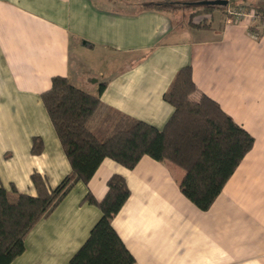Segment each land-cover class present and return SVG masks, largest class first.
<instances>
[{"label":"crops","instance_id":"0c3cea01","mask_svg":"<svg viewBox=\"0 0 264 264\" xmlns=\"http://www.w3.org/2000/svg\"><path fill=\"white\" fill-rule=\"evenodd\" d=\"M177 1L187 8L214 0ZM165 2L0 0V186L36 196L33 173L50 188L69 175L41 100L57 76L91 94L106 84L98 111L105 114L92 119L93 128L114 112L163 129L174 112L163 96L177 72L191 66L199 92L249 132L254 147L207 212L181 193L184 171L177 166L144 157L128 170L107 159L88 186L78 183L38 222L12 264H69L101 218L82 202L85 195L102 200L115 174L131 195L112 225L137 264H264V32L252 30H262L258 22L225 23L221 15L210 28L193 27L178 18L180 9L146 8ZM35 137L44 143L40 155L32 154Z\"/></svg>","mask_w":264,"mask_h":264},{"label":"trees","instance_id":"16d2710c","mask_svg":"<svg viewBox=\"0 0 264 264\" xmlns=\"http://www.w3.org/2000/svg\"><path fill=\"white\" fill-rule=\"evenodd\" d=\"M177 4V0H166L146 8L169 11L178 8ZM229 5L253 7L245 2L229 1ZM187 8L212 13L227 7ZM254 8L261 25L264 6ZM252 30L258 36L264 32L255 27ZM105 89L106 84L101 83L97 93L91 94L69 78L57 76L41 95L71 171L55 188H50L44 176L33 173L30 180L36 196L20 193L14 185L9 190L0 186V264H12L22 256L26 237L38 222L49 217L78 183L88 186L107 159L128 170L136 168L144 157L177 166L184 171L179 183L181 193L200 211L207 212L254 147V137L216 101L199 92L191 66L177 72L163 96L174 109L163 129L114 112L106 115L100 127L93 128L91 121L101 108ZM43 150V140L35 137L32 154L40 155ZM130 195L127 180L117 174L108 180L102 200L91 192L85 195L82 202L97 207L101 218L69 264H137L112 225Z\"/></svg>","mask_w":264,"mask_h":264},{"label":"rangeland","instance_id":"374dc122","mask_svg":"<svg viewBox=\"0 0 264 264\" xmlns=\"http://www.w3.org/2000/svg\"><path fill=\"white\" fill-rule=\"evenodd\" d=\"M136 2L139 3V0H136ZM142 2V1H141ZM247 4H250L251 8H233L231 5H229V7H227L226 9H218L212 13H207V12H201L199 13V10L198 9H190V8H175V9H171L169 11H178V9H180V11H178V18L181 19L182 23L185 24V25H189V26H193V27H196V26H204V25H209V24H212V21L215 17V15H221L223 18H224V21L225 23L229 20H232V21H236V14H240V13H245L247 15H250L251 13H254V14H257V10L254 8V7H257V6H262L263 4L261 3V1H258L256 3H247ZM259 17V16H258ZM260 18V17H259ZM256 22H260V19H258V21ZM83 71H85V68L83 66V69H82V73ZM87 75L83 77V79H86ZM90 77H95V74L94 73H91ZM88 78V77H87ZM89 82H91L90 78L89 79H86ZM86 90H90L89 87H86L85 88ZM104 111H100L97 113V116H95L96 118H100L102 117L104 114ZM106 116H104L102 119H105ZM100 120L97 122V127H100V124L99 123ZM96 123V122H95ZM96 126V124H95Z\"/></svg>","mask_w":264,"mask_h":264},{"label":"built area","instance_id":"2783aa9c","mask_svg":"<svg viewBox=\"0 0 264 264\" xmlns=\"http://www.w3.org/2000/svg\"><path fill=\"white\" fill-rule=\"evenodd\" d=\"M258 19V15L254 13H251L250 15H247L245 13L236 14V22L246 23L248 25L255 23L256 21H258ZM261 29H264V19L261 23Z\"/></svg>","mask_w":264,"mask_h":264},{"label":"water","instance_id":"95a60500","mask_svg":"<svg viewBox=\"0 0 264 264\" xmlns=\"http://www.w3.org/2000/svg\"><path fill=\"white\" fill-rule=\"evenodd\" d=\"M215 6V7H228V0H214V1H205V2H194L188 3L186 6Z\"/></svg>","mask_w":264,"mask_h":264}]
</instances>
